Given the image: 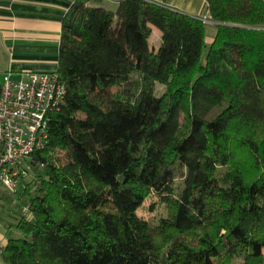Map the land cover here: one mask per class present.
<instances>
[{
	"label": "trees",
	"instance_id": "16d2710c",
	"mask_svg": "<svg viewBox=\"0 0 264 264\" xmlns=\"http://www.w3.org/2000/svg\"><path fill=\"white\" fill-rule=\"evenodd\" d=\"M205 1L211 45L146 0L73 3L7 264H264V0Z\"/></svg>",
	"mask_w": 264,
	"mask_h": 264
},
{
	"label": "crops",
	"instance_id": "0c3cea01",
	"mask_svg": "<svg viewBox=\"0 0 264 264\" xmlns=\"http://www.w3.org/2000/svg\"><path fill=\"white\" fill-rule=\"evenodd\" d=\"M146 1L204 20L207 43H213L218 25L211 21L205 0ZM72 5V0H0V75H3V82L7 76L20 80L25 73L57 72L63 21ZM118 5V0L113 1L111 8L118 9ZM161 37L160 31L153 28L150 43L155 51L162 44ZM19 216L15 215L12 219L16 221L7 224L0 219V264H7L3 248L9 240L19 239L17 233L11 235Z\"/></svg>",
	"mask_w": 264,
	"mask_h": 264
},
{
	"label": "built area",
	"instance_id": "2783aa9c",
	"mask_svg": "<svg viewBox=\"0 0 264 264\" xmlns=\"http://www.w3.org/2000/svg\"><path fill=\"white\" fill-rule=\"evenodd\" d=\"M66 93L57 72L4 79L0 85V188L10 189L16 196L30 181L33 157L47 148L50 122ZM29 214V205L22 207V215Z\"/></svg>",
	"mask_w": 264,
	"mask_h": 264
},
{
	"label": "rangeland",
	"instance_id": "374dc122",
	"mask_svg": "<svg viewBox=\"0 0 264 264\" xmlns=\"http://www.w3.org/2000/svg\"><path fill=\"white\" fill-rule=\"evenodd\" d=\"M111 4H113V2H111L110 0H103L102 2V7L106 8L108 11H112V12H116L117 8L112 9L111 8ZM3 82V75H0V85ZM162 87L158 86L157 89V95L160 96ZM22 195V190L19 189V191L17 192V195L15 196L13 194V191H11L10 189H6V188H0V219L3 221V223H9V222H15V215H22V207H20V200L19 198ZM17 197V199L15 198ZM15 200L17 201V203H14ZM26 201V200H25ZM28 205V204H27ZM160 213H164L163 210L161 209L159 211ZM141 214L145 217L152 218L156 215H151L148 214L147 209H144ZM161 216H157V218H161L162 216H164L163 214H160ZM15 230H13L11 232V235H15L17 233V236L20 238H22V234L20 232L16 231V227L14 228ZM241 263V261H239L237 264Z\"/></svg>",
	"mask_w": 264,
	"mask_h": 264
}]
</instances>
